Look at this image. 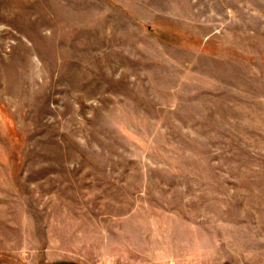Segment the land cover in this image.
<instances>
[{
  "label": "rangeland",
  "instance_id": "obj_1",
  "mask_svg": "<svg viewBox=\"0 0 264 264\" xmlns=\"http://www.w3.org/2000/svg\"><path fill=\"white\" fill-rule=\"evenodd\" d=\"M0 264H264V0H0Z\"/></svg>",
  "mask_w": 264,
  "mask_h": 264
}]
</instances>
